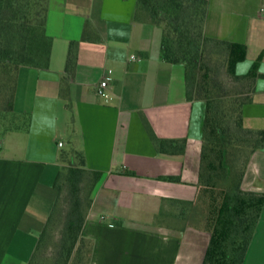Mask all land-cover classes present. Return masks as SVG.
Masks as SVG:
<instances>
[{
	"label": "crops",
	"instance_id": "crops-1",
	"mask_svg": "<svg viewBox=\"0 0 264 264\" xmlns=\"http://www.w3.org/2000/svg\"><path fill=\"white\" fill-rule=\"evenodd\" d=\"M135 8L136 0H48V65L20 67L12 109L0 116V264L29 263L76 151L102 172L82 230L93 240L90 264H202L210 234L180 225L190 209L179 202L198 193L204 103L188 99L183 64L162 58L161 27ZM205 33L244 46L237 73L256 65L262 74L243 117L264 130V0H208ZM71 41L76 62L66 70ZM157 138L186 141L170 153ZM241 186L264 193V141ZM243 264H264V204Z\"/></svg>",
	"mask_w": 264,
	"mask_h": 264
},
{
	"label": "trees",
	"instance_id": "trees-1",
	"mask_svg": "<svg viewBox=\"0 0 264 264\" xmlns=\"http://www.w3.org/2000/svg\"><path fill=\"white\" fill-rule=\"evenodd\" d=\"M47 9L48 0H0V116L12 109L20 67L48 65L51 38L46 33ZM207 14L208 0H136L135 17L161 27L162 58L183 64L188 99L204 103L198 193L189 202H179L183 203L182 210L190 207L186 223L210 234L202 264H243L264 204V193L241 186L251 153L264 141V130L244 124L243 106L262 74L256 65L246 73L236 72V63L244 58L245 48L208 36ZM75 44L70 42L66 70L75 65ZM220 65L230 83L221 80ZM226 104L234 113H230L233 130L223 124ZM185 141L157 138L156 145L173 153L182 149ZM73 159V164L64 166L55 181L57 196L34 253L51 229L53 218L58 217L64 264L71 251L81 247L85 264H90L93 240L85 237L82 230L93 187L102 172L87 168L81 151L74 152ZM182 210L179 213L185 212ZM33 256L28 264H32Z\"/></svg>",
	"mask_w": 264,
	"mask_h": 264
},
{
	"label": "rangeland",
	"instance_id": "rangeland-1",
	"mask_svg": "<svg viewBox=\"0 0 264 264\" xmlns=\"http://www.w3.org/2000/svg\"><path fill=\"white\" fill-rule=\"evenodd\" d=\"M221 64V62H219ZM221 67L218 69L220 70V78L222 81H224L226 84L230 83L231 80L230 77L225 73L224 66L220 65ZM241 66H239L240 68ZM243 68V66L241 67ZM240 70V69H239ZM223 83V82H222ZM224 105V104H223ZM226 110V119H224V125L226 127H230L232 130L233 128V121H231V114H234L232 110V107L228 106L226 104L225 108ZM237 131V130H235ZM64 200V196H62ZM183 206H180V209H182ZM190 209V207H188ZM186 215L182 216L180 219V225L186 223ZM61 217V214H60ZM60 218L54 217L51 223V229L49 230L48 233L45 234L44 239L41 243V246L36 252L34 253L33 256V262L32 264H64V257H65V252L63 251V246L59 243V236H60V229H61V223L59 221ZM79 254V258L77 256ZM84 254V249L81 247L80 250L73 249L70 253L69 258L66 260V264H85V259L82 256ZM79 259V260H78Z\"/></svg>",
	"mask_w": 264,
	"mask_h": 264
},
{
	"label": "built area",
	"instance_id": "built-area-1",
	"mask_svg": "<svg viewBox=\"0 0 264 264\" xmlns=\"http://www.w3.org/2000/svg\"><path fill=\"white\" fill-rule=\"evenodd\" d=\"M108 73H106L103 77V79L100 81L99 85L97 86V92L99 94H106L105 93V88L107 86V83H108V79H109V73H110V69L107 70ZM59 145H61V142H59Z\"/></svg>",
	"mask_w": 264,
	"mask_h": 264
}]
</instances>
